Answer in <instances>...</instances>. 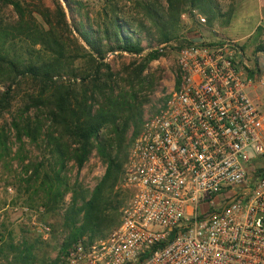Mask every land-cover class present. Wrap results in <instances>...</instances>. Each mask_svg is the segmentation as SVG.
<instances>
[{
  "label": "built area",
  "instance_id": "2783aa9c",
  "mask_svg": "<svg viewBox=\"0 0 264 264\" xmlns=\"http://www.w3.org/2000/svg\"><path fill=\"white\" fill-rule=\"evenodd\" d=\"M176 64L178 84L143 122L122 173L129 199L120 223L105 237L77 239L56 264H264L255 80L231 38L180 46Z\"/></svg>",
  "mask_w": 264,
  "mask_h": 264
},
{
  "label": "rangeland",
  "instance_id": "374dc122",
  "mask_svg": "<svg viewBox=\"0 0 264 264\" xmlns=\"http://www.w3.org/2000/svg\"><path fill=\"white\" fill-rule=\"evenodd\" d=\"M222 3L223 0H192L191 2L184 0L178 15L175 16V11L169 14L167 0H71L75 24L90 26L97 30L107 25L114 17H118L141 36L144 46L142 54L147 53L150 46H155L154 38L158 35L156 22L153 21L155 14L161 16V23L168 26L172 34L164 53L149 61L144 67L142 72V76L145 77L144 82L137 77H129L131 73L127 71L130 66L132 70L142 64L139 56L117 51L108 52L105 55L104 61L110 65L113 72L111 83L115 86V93L126 95L125 102L130 108L122 110L116 119L120 128H124L122 145L116 152L120 167L115 172L114 181L110 180L108 183V186L112 183V188L106 189L112 206L106 210L99 230L101 233L95 234L94 239L105 237L121 221V210L129 199V192L122 185V173L127 166L133 143L140 133L143 122L157 112L167 93L178 84L176 64L178 48L188 42L200 40L209 42L208 38H211L212 34L217 37L213 41L227 38L215 34L218 29L217 16L219 12H222ZM58 4L66 12L67 24L59 16ZM202 18L203 21H201ZM50 25L65 45V56L61 59L58 73L53 75V80L64 85L78 84L75 87H78L79 92L82 85H79L78 78L84 75L93 64L85 53L84 49H87V46L73 31L72 19L64 1L0 0V30L5 28L8 33L9 42L12 44L9 49L10 56L26 62L34 61L38 56L44 57L45 51L41 45L33 44L31 30L33 28L46 30ZM69 30H72V33ZM236 31L240 29H236V17H234L222 33L230 35L235 34ZM193 38L195 40H192ZM131 81L134 84V94L129 86ZM17 82L19 84L12 95L10 108L3 112L0 120V127L5 129L9 138L8 146H11V151L0 162V234L3 244H8L11 238L14 245L21 242L23 238L32 242L37 236H41L44 243L35 244L33 250L35 255L31 264H50L57 256L58 242L66 236V232L60 226L62 210L59 209L46 217H41L44 209L39 207V196L32 195V188H27L26 183L21 181V178L26 175L23 173L24 167L20 165L19 160L14 159L18 143L9 131L10 119L12 114L24 104L25 94L37 93L39 86L29 79L19 78ZM103 133L110 134L108 136L114 138L110 125H106ZM48 153L49 149L45 142L38 146L26 139L21 155L27 158L25 162H31L35 161L36 157L48 158ZM105 168L106 164L94 149L81 169L78 170L75 163L69 161L65 173L70 184L77 181L84 188L92 189L104 175ZM70 197V192L64 195V205L69 203ZM39 224L48 227L47 237L42 236ZM80 238L89 240V232ZM5 251L11 253L6 246ZM0 264H4L2 257Z\"/></svg>",
  "mask_w": 264,
  "mask_h": 264
},
{
  "label": "trees",
  "instance_id": "16d2710c",
  "mask_svg": "<svg viewBox=\"0 0 264 264\" xmlns=\"http://www.w3.org/2000/svg\"><path fill=\"white\" fill-rule=\"evenodd\" d=\"M63 1L72 19L73 31L87 46V49L81 48L93 64L84 75L76 77L80 81L79 85H82L79 92L78 87H75L78 84L64 85L53 80L65 56V45L51 25L46 30H39L38 27L31 30L33 44H40L45 56H38L29 62L10 56L12 44L8 33L5 28L0 30V120L3 112L10 108L19 78L29 79L39 86L37 93L25 94L24 104L12 114L9 131L18 143L14 159L19 160L26 175L21 181L26 183L27 188H32V195L39 196V207L44 209L41 217L62 210L60 226L66 236L58 242V254L50 264H56L58 256L86 232H89L87 241H93L95 234L101 233L99 230L106 210L112 206L106 189L112 188V183L110 186L108 183L114 181L115 172L120 167L116 152L122 145L124 130L116 119L122 110L130 106L125 102L126 95L115 93V86L111 83L113 72L104 61L105 55L117 51L139 56L142 64L132 70L130 66L127 71L131 73L129 77H137L144 82V67L164 53L172 36L170 28L161 23V16L155 14L153 21L158 28L155 46H150V50L142 54L144 46L141 36L120 18L114 17L107 25L95 30L90 26L75 24L71 0ZM167 2L169 14L175 11L176 16L184 0ZM58 11L67 24L66 12L59 4ZM69 31L72 33V30ZM129 86L134 94L132 81ZM106 125L112 127L114 138L103 133ZM26 139L38 146L45 142L49 157H36L35 161L25 162L27 158L21 153ZM8 140L5 129L0 127V162L11 151ZM94 149L106 164L100 181L92 189L84 188L77 181L70 184L65 173L67 163L73 161L77 169H81ZM68 192L71 197L69 203L64 205V195ZM40 237L37 236L32 242L23 238L14 245L11 238L8 244H3L0 234V260L2 257L4 264H31L35 244L44 243ZM5 246L11 253L5 251Z\"/></svg>",
  "mask_w": 264,
  "mask_h": 264
},
{
  "label": "crops",
  "instance_id": "0c3cea01",
  "mask_svg": "<svg viewBox=\"0 0 264 264\" xmlns=\"http://www.w3.org/2000/svg\"><path fill=\"white\" fill-rule=\"evenodd\" d=\"M221 7L215 34L238 42L244 58V72L255 80L248 94L260 108H264V0H223ZM234 17L236 29L240 31L223 34L222 31L231 24ZM216 38L212 34L208 40L212 42ZM258 79H262L263 83H257Z\"/></svg>",
  "mask_w": 264,
  "mask_h": 264
}]
</instances>
